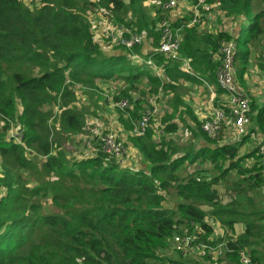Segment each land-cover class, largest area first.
Here are the masks:
<instances>
[{"label": "trees", "instance_id": "obj_1", "mask_svg": "<svg viewBox=\"0 0 264 264\" xmlns=\"http://www.w3.org/2000/svg\"><path fill=\"white\" fill-rule=\"evenodd\" d=\"M26 1L36 10L26 7L23 0H0V120L3 122L0 190H5L0 197V264H213L208 257L194 262L164 255L170 250V241L183 231L190 233L196 226L203 232L197 234V241L216 246L207 241L213 228L205 223L206 219L224 221L232 230L234 221L228 219L241 217L244 231L235 240H227L220 260L224 264H240V253L256 247L259 235L264 232V211L247 205L243 210L237 202H232L230 209H223L214 186L231 169H237L240 174L232 189L237 194L245 196L248 191L264 186L262 167L254 165V173L239 166L245 158L260 159L256 148L243 156L239 148L256 131L264 136V106L256 111L255 117H250L255 129L238 142L218 147L214 140L204 136L208 146L204 151L191 148L186 152L183 148L159 145L149 129L140 137H130L131 145L149 166L146 172L119 167L102 157L67 163L56 149L60 148L58 136L52 140L49 121L50 108L61 102L58 129L73 135L83 131L85 115L67 107L66 101L72 95L70 85L93 88L97 81L131 83L145 78L153 94L159 88L172 90L143 69L100 53L85 18L86 9L124 13L130 21H135L139 33L155 37L152 53L141 58L144 62L156 59L157 65L163 61L158 53L159 31L155 30V24L147 25L149 17L143 0ZM192 1L197 4L199 0ZM212 2L218 3L228 17L240 19L237 34L199 35L193 29L188 30L182 37L179 52L189 59L192 75L181 74L177 64H169L171 68L165 65V75L185 81H195L191 78L195 77L198 82L219 90L216 74L221 45L233 40L237 43L235 61L242 63L239 74H244L250 45L264 35V9L261 10L264 0ZM173 28L176 26L171 25ZM125 98L130 100L128 96ZM13 124L23 131L21 144L8 135ZM165 131L172 132L174 128L167 127ZM28 150L42 160H30ZM177 153L182 154L174 157ZM197 161L213 165L229 163L219 178L185 180L175 175L185 162ZM22 174L35 175L36 185L30 194L23 190ZM39 174L43 178L37 179ZM45 178L54 179L45 181ZM171 186L178 203L174 210H167L163 208L165 200L161 192ZM47 198L58 212H43L45 208L35 201ZM200 206L210 211L205 212ZM249 255L250 264H264V255L254 256L253 252Z\"/></svg>", "mask_w": 264, "mask_h": 264}, {"label": "rangeland", "instance_id": "obj_2", "mask_svg": "<svg viewBox=\"0 0 264 264\" xmlns=\"http://www.w3.org/2000/svg\"><path fill=\"white\" fill-rule=\"evenodd\" d=\"M91 2L93 0H90ZM166 1L169 0H143V6L148 15V26L155 24V30L162 23L175 25L174 30H179L181 36V43L183 41V35L188 34V30H195L199 35L204 34H216V33H229L235 36L238 32V20L233 19V16H227L225 12L221 11L218 3H213L212 0H199L198 3H194L192 0H174V6L170 10H165ZM126 3V0H123ZM23 4L30 9L36 10L34 6L28 4L26 0H23ZM196 4V5H195ZM264 9V6L261 10ZM196 15L194 16V13ZM160 17V20L158 19ZM194 16V17H193ZM200 16V21H199ZM85 18L88 22L89 30L93 38V43L97 45L98 51L104 55L114 56L123 59L126 63L137 66L146 71V63H157L156 59H150L149 61L142 60V55H146L153 51L155 48V37L147 36L146 33H139L135 27L136 22L130 21L124 13H109L102 12L97 9L89 7L86 9ZM134 24V25H133ZM125 25H129L128 28ZM126 32L127 34H136L141 38V44L136 45L132 49L124 47L118 42V34ZM241 40V38H240ZM159 44V37H158ZM156 44V46L158 45ZM238 51V50H237ZM236 51V52H237ZM240 51V50H239ZM251 54L248 57L245 73L240 75L242 69V63L238 60H234L232 73H235V82L237 91L245 95L250 100L252 109H250V117L256 116V111L264 106V35H262L257 42H253L250 45ZM159 53V52H158ZM161 56V55H159ZM162 58V56H161ZM163 59V58H162ZM165 63L164 59L161 64ZM147 66V65H146ZM171 68L170 66H167ZM165 68V66H164ZM178 68V64H177ZM166 72V68H165ZM151 76V75H149ZM240 76V77H238ZM163 83H167L172 87V90L158 89L156 93H151V86L147 79H140L136 82H123L112 81L107 86L101 87L97 84L96 87L88 88L80 84L70 85V98L67 103L68 109L77 113L85 115V127L79 134H65L58 129L57 119L62 109V103L58 104L51 110V119L49 121V127L51 131L52 140L55 135L59 138L60 148H56L60 153L64 155L67 163L71 160L81 159H93L96 157H102L103 160L113 161L117 166L122 168L138 167L143 160H138L135 165H131L135 160L133 153L129 148L130 137L132 136V130L134 127L130 125L131 120L133 123L139 121L143 116L147 106V99L149 96L157 97V107L155 108L157 113L150 120L148 125L149 130L152 131L153 140L159 141V144H166L171 147L183 148L186 152H190L191 148L197 145L204 135L201 130V123L208 117V114L201 121L196 119L193 115L190 107L182 101L186 100V103H192V95L198 90L200 83L194 85L195 89H189L184 82L174 80L169 76H165ZM205 87V86H204ZM206 89V88H205ZM215 91H217L215 89ZM128 96L130 100L125 97ZM218 97V101H217ZM215 103L219 102L217 106H224L225 100L221 97L220 93L217 94ZM126 101L127 110H119L117 105ZM214 102V97H213ZM184 105V109H178V106ZM212 106V105H211ZM215 106V105H214ZM253 112H252V111ZM3 122L0 120V128ZM231 121L223 123L220 133L213 138L218 147L225 144L236 142V137L231 129ZM173 126L174 131L166 132L167 127ZM16 127L11 125L8 131V135H12L16 132ZM255 129L253 121L248 126L247 133ZM132 133V134H131ZM254 136L250 138V141H246L244 144L240 156L249 154V151H253L256 145V140L263 141L264 138L259 136V132H254ZM110 137L114 139L117 145L121 146L124 150L120 157L104 155L100 150L102 140ZM216 137L221 139L216 140ZM241 138H239L240 140ZM254 143V145H253ZM183 152V151H182ZM27 156L30 160L40 161V156L34 154L30 150L27 152ZM182 153H177L180 155ZM147 163V162H146ZM227 162H219L217 165H213L209 162H194L189 164L185 162L182 167L176 171L175 175L181 179L193 178H219L220 173L224 169L228 168ZM38 165V164H35ZM262 167L261 172L264 177V158L256 159L255 156L245 158L239 166L246 171H252L256 173L255 167ZM148 166V165H147ZM40 167V166H39ZM149 167V166H148ZM139 168V167H138ZM148 170V169H147ZM240 174L237 169H231L227 171L223 179H219L218 183L214 186V190L218 192L220 197V207L223 209H230L232 202L242 204L243 210H246L247 205L249 208L264 211V186L256 190L248 191L245 196L239 195L236 191H233V184L239 181ZM43 178V175L36 176L37 179ZM245 177L249 178L248 174ZM54 179V178H51ZM44 179L45 181H50ZM23 190L26 193H32L33 186L36 185L35 175L22 174ZM168 189L166 192H161L164 197L163 208L167 210H174L178 203V199L175 194L174 186ZM5 194V190H0V197ZM41 203L45 208L43 212H58V208L54 205L50 198L47 199H35ZM205 212H209L210 208L200 206ZM264 217V216H263ZM235 219V220H234ZM264 219V218H263ZM228 221L233 222L232 230L227 227L224 221L206 219L205 223L211 225L213 228V234L208 237L207 241L211 243L225 244L228 239L235 240L244 231L243 225L240 223L241 217L230 218ZM264 222V220H263ZM198 229V226L195 227ZM203 232L200 230V235ZM172 247V244H170ZM171 247L164 255L169 259H174V252ZM248 254L253 252L254 256L264 255V232L261 233L257 239L256 247H252L248 250H244ZM250 256V255H249ZM202 262V261H201ZM208 263V262H207Z\"/></svg>", "mask_w": 264, "mask_h": 264}, {"label": "built area", "instance_id": "obj_3", "mask_svg": "<svg viewBox=\"0 0 264 264\" xmlns=\"http://www.w3.org/2000/svg\"><path fill=\"white\" fill-rule=\"evenodd\" d=\"M174 6V0L166 1L165 10H170ZM195 12V11H194ZM196 15V12L194 13ZM193 16V17H194ZM200 21V16H199ZM159 46L158 52L164 59L165 63L157 65V63H151L150 61L146 65L152 68L155 72L159 69H164L165 65L178 64V71L191 76L192 73L188 67L189 59L180 54V42L181 36L177 30H172L170 24L162 23L159 25ZM118 42L124 47L130 49L136 45L141 44V38L136 34H127L125 31L118 34ZM237 51V43L233 40L221 45L219 51V69L216 74V85L222 92L225 105L213 106L210 114L201 123V130L207 137L213 138L218 135L222 129L223 123L231 121V129L236 137V142L239 138L247 134L248 126L251 125L250 119V100L243 94L237 91L235 82V73H232L233 63L235 60V53ZM150 60V59H149ZM209 93L213 94V87L206 83H203ZM149 108L143 113L139 121L136 123L131 122L132 136L140 137L145 134L150 120L157 113L155 100L148 98ZM126 101L120 102L117 107L119 110H127ZM213 104V103H211ZM15 143L21 144L23 140V131L19 126L16 127V132L11 135ZM256 156L264 158V142L257 139L256 141ZM100 150L104 155L120 157L124 150L121 146L117 145L114 139L107 137L102 140ZM197 234H200V230L195 229L190 233L183 231L182 235L174 238L170 241L172 244V251L174 257L180 259H189L191 261H203L208 257L213 264H224L220 261L225 250V244H218L216 246H210L205 243L197 241ZM240 264H250V256L247 252L243 251L239 257Z\"/></svg>", "mask_w": 264, "mask_h": 264}, {"label": "crops", "instance_id": "obj_4", "mask_svg": "<svg viewBox=\"0 0 264 264\" xmlns=\"http://www.w3.org/2000/svg\"><path fill=\"white\" fill-rule=\"evenodd\" d=\"M178 31V33H180L179 32V29L177 30ZM150 53H152V51H150ZM150 53H148V54H146V55H144V56H148ZM168 66H170L171 67V65H168ZM145 67H146V69H147V74H149V75H151V76H155V77H157L159 80H161V83H163V81L165 80V68L164 69H159L157 72H155L152 68H150V67H148V66H146L145 65ZM141 69H143V68H141ZM144 70V69H143ZM146 72V71H145ZM181 73V72H180ZM182 74V73H181ZM189 76V75H188ZM191 78H194L195 79V81H192V80H189V81H185V80H179V81H182V82H184V84L191 90H193V89H195V87H194V85L196 84V83H200L202 86H200L199 88H198V90L191 96L192 97V103H186V100L185 99H183L184 98V96L182 97V101L186 104V105H188L189 107H190V109H191V111H192V113H193V115L196 117V119H198V120H202V119H204L210 112H211V110H212V108H213V106L215 105V106H217V104L219 103V102H216L215 103V99H216V97H217V94L218 93H220V95H221V97H223V94H222V92L220 91V90H217V91H215V88L213 87V94L211 95L210 93H209V91L207 90V89H205V87H204V84L200 81V82H198V78H195V77H191ZM97 82H99V83H96V84H99L101 87H103V86H107V84L109 83H103V82H100V81H97ZM120 82V81H119ZM212 87V86H211ZM213 97H214V102H213ZM149 98V97H148ZM224 98V97H223ZM152 99H154L155 100V104H156V106H157V97H155V96H153L152 97ZM148 100V99H147ZM217 101H218V97H217ZM147 103H148V101H147ZM211 103H213V104H211ZM212 105V106H211ZM148 107H149V104H148ZM147 107V108H148ZM146 108V109H147ZM178 109H180V110H182V109H184V105L183 104H181L180 106H178ZM259 136L260 137H262V138H264V136L262 135V134H259ZM203 140H201L196 146L194 145L192 148H194V150L195 151H198V150H202V151H204L205 149H208V146H207V144H206V141H205V139L204 138H202ZM156 143H158L159 144V141H157V139L156 140H154ZM264 141V140H263ZM232 143H234V142H232ZM162 144V143H161ZM240 144V143H239ZM244 144H247V142H245V143H242L241 145H240V148H239V153H240V151H241V149H242V147H243V145ZM160 145V144H159ZM128 149H131L132 150V152L131 153H133V157H134V161H133V163L131 164V165H135L136 163H137V161L138 160H143L144 161V163H141V165H139L138 167H130V168H128V169H132V170H138V171H143V172H146L147 171V169H148V164L146 163V161L143 159V157H142V155L139 153V152H137L134 148H133V146L131 145V143H129V148H127V150ZM180 149H182V148H180ZM261 158V157H260Z\"/></svg>", "mask_w": 264, "mask_h": 264}]
</instances>
